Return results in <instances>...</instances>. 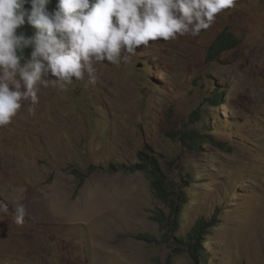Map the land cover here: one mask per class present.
<instances>
[{"label":"rangeland","instance_id":"obj_1","mask_svg":"<svg viewBox=\"0 0 264 264\" xmlns=\"http://www.w3.org/2000/svg\"><path fill=\"white\" fill-rule=\"evenodd\" d=\"M221 33L233 44L210 56ZM149 44L93 62L94 84H38L35 114L23 101L0 127V264H202L184 239L200 217L216 221L207 264H264V0H235L198 36ZM196 131L213 141L194 156L182 136ZM151 166L169 197L190 195L179 229L166 226L170 198Z\"/></svg>","mask_w":264,"mask_h":264},{"label":"clouds","instance_id":"obj_2","mask_svg":"<svg viewBox=\"0 0 264 264\" xmlns=\"http://www.w3.org/2000/svg\"><path fill=\"white\" fill-rule=\"evenodd\" d=\"M50 3L0 0V127L23 101L35 114L38 84L63 88L85 76L94 84L93 62L120 64L150 41L196 37L235 0H56L49 11ZM25 25L34 29L31 35ZM0 210L7 204L0 202ZM13 210L15 223L24 224L26 207L18 203Z\"/></svg>","mask_w":264,"mask_h":264},{"label":"trees","instance_id":"obj_3","mask_svg":"<svg viewBox=\"0 0 264 264\" xmlns=\"http://www.w3.org/2000/svg\"><path fill=\"white\" fill-rule=\"evenodd\" d=\"M48 6V5H47ZM23 31H25L28 35H31L34 31L30 26L25 25L22 28ZM232 40H234V37L231 35H228L226 33H221L218 37L215 38V40L212 42V49L213 51H210L209 55L211 54H217V52L222 51L224 48H226L228 45L233 44ZM31 49H26L25 50V56H28L30 54ZM23 62V61H22ZM213 104H223L224 103V93L222 90L214 89L213 90V97L211 98ZM196 115L199 114V112H194ZM198 118V116H197ZM200 120V119H199ZM184 139L186 145L188 146L189 152L196 156L197 152L201 148V144L206 142V138L212 139V135L204 134L202 132H192L191 134L188 133V136H182ZM182 139V140H183ZM148 158H144V163L140 166H146L150 162H147ZM136 165V164H134ZM132 165V166H134ZM131 166V167H132ZM128 168V171H134V168ZM152 174H153V179L151 180L152 182V187L154 188L155 192L160 195L163 198H170V207L171 211L173 212L172 217H167L165 219L166 221V226L169 228L176 230L179 229V225L184 221L183 219V214L181 211V207L183 203H186L189 201L190 195L189 193L187 194L186 192L181 191V201L178 202V198H180V194H175L172 192V195H175L176 198L169 197L168 190L163 186V180L160 176V170H156L154 166H151L150 168ZM182 171H185L184 173V180L185 182H188L187 180L190 178H194L193 174L194 172L190 169V167L182 168ZM187 189L189 190V185L186 186ZM191 190V188H190ZM207 220V221H206ZM215 217L213 219H205L203 217H200L196 223L191 227V229L184 234V239L186 240L185 243L188 246V250L191 252L192 256L196 260H200L202 264H207V257L206 255L203 254L201 251V243L207 241V228L211 226H215Z\"/></svg>","mask_w":264,"mask_h":264}]
</instances>
